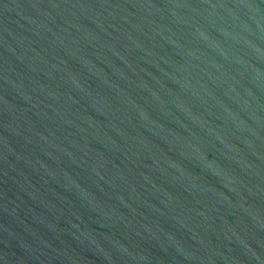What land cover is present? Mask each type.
<instances>
[{"label": "water", "instance_id": "95a60500", "mask_svg": "<svg viewBox=\"0 0 264 264\" xmlns=\"http://www.w3.org/2000/svg\"><path fill=\"white\" fill-rule=\"evenodd\" d=\"M0 264H264V0H0Z\"/></svg>", "mask_w": 264, "mask_h": 264}]
</instances>
